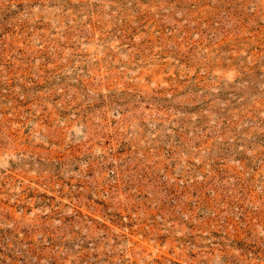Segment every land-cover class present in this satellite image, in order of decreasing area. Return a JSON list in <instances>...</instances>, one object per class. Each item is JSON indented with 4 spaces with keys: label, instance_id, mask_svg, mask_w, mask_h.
<instances>
[{
    "label": "rangeland",
    "instance_id": "rangeland-1",
    "mask_svg": "<svg viewBox=\"0 0 264 264\" xmlns=\"http://www.w3.org/2000/svg\"><path fill=\"white\" fill-rule=\"evenodd\" d=\"M0 264H264V0H0Z\"/></svg>",
    "mask_w": 264,
    "mask_h": 264
}]
</instances>
